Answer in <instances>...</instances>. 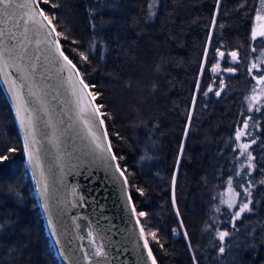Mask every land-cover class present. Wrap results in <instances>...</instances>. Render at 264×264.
Returning <instances> with one entry per match:
<instances>
[{
    "label": "trees",
    "instance_id": "1",
    "mask_svg": "<svg viewBox=\"0 0 264 264\" xmlns=\"http://www.w3.org/2000/svg\"><path fill=\"white\" fill-rule=\"evenodd\" d=\"M37 1L103 105L156 263L264 264V95L252 111L244 102L253 83L247 64L264 53V36L251 39L259 0ZM4 156L0 264H59L0 86ZM217 188L233 191L240 205L220 204Z\"/></svg>",
    "mask_w": 264,
    "mask_h": 264
},
{
    "label": "water",
    "instance_id": "2",
    "mask_svg": "<svg viewBox=\"0 0 264 264\" xmlns=\"http://www.w3.org/2000/svg\"><path fill=\"white\" fill-rule=\"evenodd\" d=\"M41 11L37 0H12L8 9L0 6V86L14 116L57 261L153 264L102 118L92 116V108L84 111L92 101L90 91L80 84L74 64L60 55L56 32H51ZM30 16L45 27L33 23ZM18 96L23 104L19 114ZM28 122L31 136L26 140Z\"/></svg>",
    "mask_w": 264,
    "mask_h": 264
},
{
    "label": "rangeland",
    "instance_id": "3",
    "mask_svg": "<svg viewBox=\"0 0 264 264\" xmlns=\"http://www.w3.org/2000/svg\"><path fill=\"white\" fill-rule=\"evenodd\" d=\"M258 17H260L258 19ZM256 32L255 38H253V32ZM264 31V0H259L257 9L253 18L252 29H251V39L255 40L261 38L259 33ZM264 53H261L257 59H251L247 64L246 72L251 78L252 82L248 91L245 94L244 102L248 111L256 109L264 95ZM243 135V130L239 129L236 134V140H240ZM239 136V138H237ZM215 197L218 202L226 207L232 209L234 205H240L237 200V195L230 189L221 190L217 188L214 190ZM231 205V207L229 206Z\"/></svg>",
    "mask_w": 264,
    "mask_h": 264
},
{
    "label": "snow or ice",
    "instance_id": "4",
    "mask_svg": "<svg viewBox=\"0 0 264 264\" xmlns=\"http://www.w3.org/2000/svg\"><path fill=\"white\" fill-rule=\"evenodd\" d=\"M29 2H30V3H35V0H29ZM49 2H50V0H43V3H45V4H48ZM11 5H12V0H0V6H2L3 9H8V8L11 7ZM52 6H53V7H56L55 4H53ZM39 15L42 16L44 20H47V21H48V27L51 28V32H55V27L52 26V19H54V17H49L47 14H45V12H44L43 10L39 13ZM29 18L32 20L33 23L39 24L41 28L45 27L41 21H39V20H37V19L35 18V16H30ZM259 18H260V17H258V19H259ZM51 32H49V35H51ZM259 34H260L261 36H264V31H261ZM57 35H60V34L57 33ZM255 36H256V32L254 31V32H253V38H255ZM65 38H66V37H65ZM73 42H75V41H73ZM53 43H56V42L53 41ZM60 55H61V56H64V53L61 52ZM221 55H223V53H221ZM231 55L233 56V58H235L236 53L233 52ZM83 58H84V59H87V57H83ZM64 59H65V61H67L68 64H71V63H72V61L69 60L67 56H64ZM73 67H75V66L73 65ZM214 70H215V69H214ZM80 84L84 85V88H87V87H88V85L84 84L83 80L80 81ZM77 91H78V90L74 87V94H76ZM87 95L90 96V97H92V101L95 100V96H94L91 92L87 93ZM217 95H219V93H217ZM82 99H83L82 96L78 97L77 103L79 104V103L81 102ZM92 101H90L89 104H88L87 106H85L84 111H87L88 108H92V112H91V115H92V116H94V117H95V116H103L104 113H102V112L100 111V109L103 107V105H96V106L93 107V105H92ZM21 111H23V104H22V102L20 101V98H19V96H18V97H17V112H18V114H19V112H21ZM22 122H23V121H22ZM100 123L103 124L104 121L101 119V120H100ZM27 127H28V131H27V133H26V140L31 136L30 122H28ZM237 138H239V136H237ZM97 147L100 148L101 145L97 144ZM0 159L8 160L9 157L4 156V157H2V158H0ZM113 159H115V157H113ZM229 206L231 207V205H229ZM245 210H249V209H248V204H247V203H245V204L240 208V212H244ZM239 214H240V213H237V216H239ZM141 215H143V213H141ZM227 235H228V232H221V233H220V239L223 240L224 237H226ZM223 251H224V249H223V248H220V252L222 253ZM149 255H151V252H149ZM153 264H155V261H153Z\"/></svg>",
    "mask_w": 264,
    "mask_h": 264
}]
</instances>
